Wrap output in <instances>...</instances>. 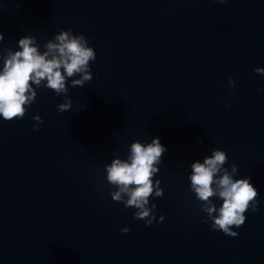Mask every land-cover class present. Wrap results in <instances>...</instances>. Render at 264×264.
Listing matches in <instances>:
<instances>
[{"label": "water", "instance_id": "obj_1", "mask_svg": "<svg viewBox=\"0 0 264 264\" xmlns=\"http://www.w3.org/2000/svg\"><path fill=\"white\" fill-rule=\"evenodd\" d=\"M66 28L94 48L91 79L34 85L23 117L0 118V264H264V0H0V63L19 36L42 51ZM152 136L167 151L146 225L112 199L105 165ZM213 148L258 191L235 236L190 187Z\"/></svg>", "mask_w": 264, "mask_h": 264}, {"label": "clouds", "instance_id": "obj_2", "mask_svg": "<svg viewBox=\"0 0 264 264\" xmlns=\"http://www.w3.org/2000/svg\"><path fill=\"white\" fill-rule=\"evenodd\" d=\"M223 2L220 0V3ZM2 39L4 34L0 32ZM16 43L18 47L8 49L0 63V118L10 120L23 117L26 106L36 96L34 85L39 87L43 84L61 95L68 92L66 78H73L71 85L82 86L92 77L89 61L95 59L96 53L83 33L74 34L71 28L61 29L54 40L46 42L42 51L30 35L19 36ZM253 70L264 74V67L254 66ZM228 84L234 85L231 76L228 77ZM71 103L65 95L57 103V110H68ZM32 119L41 121L42 118L33 113ZM33 128H38V124H34ZM165 151L166 146L157 136L146 141L133 139L123 158L114 156L105 165L106 179L116 186L111 193L112 199L122 200L125 207L134 206L137 211L132 213L133 217L143 219L146 225L153 222L152 209L156 207L155 203L151 208L148 206L150 194L162 195L159 179L154 181L152 177L159 171L157 165ZM226 160L223 149L213 148L202 160L191 163L188 179L196 197L206 202L202 208L211 220L210 227L235 236L237 231L232 226L238 228L244 222L246 210L257 209L258 191L251 183L250 176L234 177L236 165L232 164L229 171L224 167ZM210 196L219 198L220 203H213L209 200ZM163 219L164 215L160 213L156 220L159 222ZM120 231L127 232L129 229L125 225Z\"/></svg>", "mask_w": 264, "mask_h": 264}]
</instances>
